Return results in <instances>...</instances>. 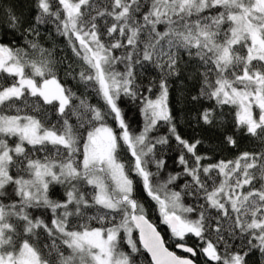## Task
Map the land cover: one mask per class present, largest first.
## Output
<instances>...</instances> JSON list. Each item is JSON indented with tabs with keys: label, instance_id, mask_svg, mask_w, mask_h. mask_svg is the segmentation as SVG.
<instances>
[{
	"label": "snow or ice",
	"instance_id": "snow-or-ice-1",
	"mask_svg": "<svg viewBox=\"0 0 264 264\" xmlns=\"http://www.w3.org/2000/svg\"><path fill=\"white\" fill-rule=\"evenodd\" d=\"M0 30V264H264V0H0Z\"/></svg>",
	"mask_w": 264,
	"mask_h": 264
},
{
	"label": "trees",
	"instance_id": "trees-1",
	"mask_svg": "<svg viewBox=\"0 0 264 264\" xmlns=\"http://www.w3.org/2000/svg\"><path fill=\"white\" fill-rule=\"evenodd\" d=\"M9 3H15L17 4V6H24V10L26 11V7H27V0H8ZM6 34L0 30V40H2V42H7L8 40L12 39L11 35H7V38L4 39V36ZM172 103L174 105H176V93L175 91L172 94ZM177 108H179V105H176ZM125 108V111L127 112V116L134 120V121H138L142 124V120L139 114L138 109L134 106V105H125L123 106ZM166 129L162 128L161 131H165ZM180 132L182 135H184L186 138H191L192 136H196V137H200L202 134L201 132L197 129L195 132L193 131V129L187 124V123H181L180 124V128H179ZM245 147V142L241 141V148ZM171 163V162H170ZM150 218L152 220V222L159 224L158 218L155 214H151L150 213ZM159 230L162 231L163 233H165V235H167V229L166 226L164 225H159ZM187 243L189 245H193L196 243L195 239L192 237H189L187 239ZM170 249H174V244L169 245ZM178 254L182 255V253L177 252ZM149 260V257L147 256V254H144V257L141 258V260Z\"/></svg>",
	"mask_w": 264,
	"mask_h": 264
},
{
	"label": "water",
	"instance_id": "water-1",
	"mask_svg": "<svg viewBox=\"0 0 264 264\" xmlns=\"http://www.w3.org/2000/svg\"><path fill=\"white\" fill-rule=\"evenodd\" d=\"M171 250H174V251H176V252H180V253H182V255H186L185 253H183L182 251H180L179 249H175V247H174V249H171ZM178 254V253H177ZM180 255V254H179ZM149 260H150V257H149Z\"/></svg>",
	"mask_w": 264,
	"mask_h": 264
}]
</instances>
